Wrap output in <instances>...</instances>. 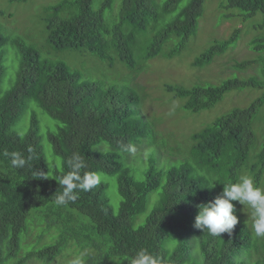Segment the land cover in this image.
Segmentation results:
<instances>
[{"label": "trees", "instance_id": "obj_1", "mask_svg": "<svg viewBox=\"0 0 264 264\" xmlns=\"http://www.w3.org/2000/svg\"><path fill=\"white\" fill-rule=\"evenodd\" d=\"M114 1L100 0L93 7V0H59L44 7L41 47L13 41L18 64L14 76H9V87L2 91L0 86V264L25 261L14 258L33 214L49 218L59 229L53 241L27 250L28 257L39 260L50 262L75 246L85 251L81 264H131L141 248L163 257L164 264L264 262V236L255 235L238 201H232L237 223L231 234L212 236L195 227L197 206L220 194L223 183L245 174L260 183L264 139L260 147L255 146L254 123L264 92L247 106L234 107L191 133L187 147L169 145L176 156L168 166L159 167L154 157L149 158L143 178L136 179L127 166L130 154L120 146L136 148L146 135H152L149 143L154 145L155 136L153 122L141 113L144 96L135 90L134 85H139L134 79L147 60L158 55L171 57L182 50L196 31L204 0H187L179 9L181 0L159 4L155 0H120L118 9L113 8ZM225 6L249 15L261 13L259 26H264V0H226ZM239 34L237 28L226 39L215 41L193 65L211 63ZM171 39L177 40L175 46L164 48ZM7 41L0 30V84L7 70L2 49ZM249 44L256 51L264 50V37L255 36ZM62 51L92 55L100 74L73 65L58 55ZM118 63L129 77L104 79L105 70L120 66ZM249 64L245 60L234 67ZM261 71L264 76V61ZM245 87L264 90V79L234 77L215 85L166 86L193 113L210 109L226 92ZM46 117L50 119L45 121ZM43 133L53 155L61 159L59 165L53 160L51 168L42 145ZM29 148L34 159L21 169L13 168L4 155L19 152L27 157ZM252 150L255 161L249 164ZM73 153L85 159L83 171L115 176L120 196L117 211L103 178L92 190L80 191L75 202L55 204V196L62 191L58 177L68 170L66 160ZM36 170L48 178H34ZM213 179L217 182L208 188ZM153 192L152 207L146 212ZM238 255L242 257L235 259Z\"/></svg>", "mask_w": 264, "mask_h": 264}, {"label": "rangeland", "instance_id": "obj_2", "mask_svg": "<svg viewBox=\"0 0 264 264\" xmlns=\"http://www.w3.org/2000/svg\"><path fill=\"white\" fill-rule=\"evenodd\" d=\"M58 1L27 0L24 2H11L9 0H0V30L8 38L2 48L4 51V62L7 64L6 75L0 84L2 91L11 84L9 76H14L18 64L13 41L17 39L24 43H33L41 47L45 41V28L41 19L44 7ZM99 1L93 0L92 6L96 7ZM162 1L155 0V4H159ZM119 2L120 0H115L113 8L118 9ZM186 2L187 0H181L178 9ZM225 3L226 0H204L202 13L197 20L196 31L189 37L182 50L171 57L166 58L158 55L147 60L141 72L134 79V82L139 85H134L135 90L144 96L141 101L142 104L140 103L141 113L149 121L153 122L152 126L155 136L154 145L149 143L152 135H146V139H143V142L136 146V151L129 153L127 166L138 180L143 178L149 158L154 157L156 165L159 167L168 166L170 164L169 160L174 159L176 156L168 148L169 145H185L187 147L191 133L199 130L217 116L234 107L247 106L264 92L263 89L255 87L230 90L212 108L193 113L184 109L181 98L174 97L166 88L167 85L183 87L207 83L215 85L227 78L234 77L248 78L255 76L258 79H264L261 71L264 61V50L256 51L249 44V41L255 36L264 37V26H259L263 20L262 14L257 12L249 15L237 8H228ZM234 10L239 13H235ZM163 23H160V25ZM237 28L240 29V34L236 42L230 45L223 54L215 57L211 63L203 67L193 65L194 60L210 45L215 41L226 39ZM176 42V39H171L164 45V48H173ZM58 55L64 57V59H70L73 65H84L85 70L100 74V67L96 64L95 57L92 55H73L65 51L58 52ZM245 60H250V64L247 67L242 69L234 67L236 62ZM121 65L107 68L105 73H103V78L112 80H117L118 78H121V80L122 78L127 79L129 75L126 74L125 67L123 68V65ZM34 110L43 116V112L39 107L35 106ZM48 119L50 118L46 117L45 121ZM55 128L56 126L54 125L51 129ZM254 129L256 132L255 146L258 145L257 147H260L264 139V103L255 117ZM42 136V145L45 148L48 165L51 168L53 160L59 165L61 159L53 155L51 146L45 138V133ZM254 152L252 150L250 153L249 164L255 161ZM101 177L108 185L111 205L114 211H117L120 196L117 190L116 178L115 176L103 174ZM256 185L264 188V174L260 183ZM155 195L156 192L149 195L151 201L147 205L149 207L146 212L151 209ZM251 212L252 210L249 206L243 205L242 216H246L250 223L252 222ZM37 215L33 214L32 220L28 222L27 232L21 235L22 247L18 256L14 259L19 260V258H22L25 260L21 264H72L74 259H79L81 264V257L85 251H79L75 246L66 248L62 255L50 262L49 260H39L35 257L27 256V250L35 246L38 248L45 242H51L59 234L57 224L50 222L49 218L45 219ZM143 215H140V217ZM196 246L194 245L193 249ZM241 257L242 255H238L235 259H240ZM248 263L252 264V259H249ZM260 264H264V262Z\"/></svg>", "mask_w": 264, "mask_h": 264}, {"label": "clouds", "instance_id": "obj_3", "mask_svg": "<svg viewBox=\"0 0 264 264\" xmlns=\"http://www.w3.org/2000/svg\"><path fill=\"white\" fill-rule=\"evenodd\" d=\"M121 150L127 153H134L136 149L131 145H121ZM29 155L24 157L19 152L4 155L10 158L13 168L21 169L28 165L33 159V150L28 149ZM67 171L62 172L58 177V183L62 191L55 196V204L63 206L69 202H75L79 198L80 191H90L102 180V177L95 172H85L86 162L79 153H73L66 160ZM45 172L36 170L34 178L47 179ZM212 180L208 188L214 186ZM232 201H238L247 205L252 210L251 228L256 236H264V188L257 186L250 175H241L236 181L223 183L220 194L212 200L199 204L198 214L195 217V227L204 230L212 236H219L222 233L231 234L237 223L235 206ZM72 264H80L79 259H74ZM131 264H164V258L149 252L146 248L137 250L132 257Z\"/></svg>", "mask_w": 264, "mask_h": 264}]
</instances>
